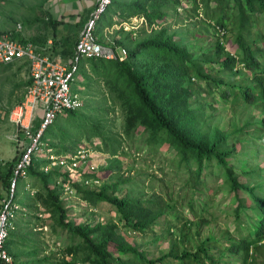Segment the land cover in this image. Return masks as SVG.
I'll list each match as a JSON object with an SVG mask.
<instances>
[{"label": "trees", "instance_id": "trees-1", "mask_svg": "<svg viewBox=\"0 0 264 264\" xmlns=\"http://www.w3.org/2000/svg\"><path fill=\"white\" fill-rule=\"evenodd\" d=\"M180 3L181 0H132L124 5L112 0L96 32L100 42L105 44L102 41L104 27L133 17L142 18L151 33L146 35L141 28L145 34L142 39H137L133 32H125L124 38L115 39L110 46L127 51L123 61L84 60L72 84V93L84 103L77 110L67 111L65 118H56L42 137L56 154H66L77 152L80 139L86 134V141L94 137L101 140L102 147L97 146L96 150L115 155L120 141L114 140L109 145L117 134L107 115L118 110L122 122L120 139L138 137L150 153L160 147L171 148L175 152L176 167L188 175L187 179L182 178L181 189L186 192L181 201L180 192L174 195L168 188L165 189L166 198L153 195L143 200L116 196L120 189L118 184H103L99 190L72 184L82 202L93 207L99 203L109 204L125 229L140 235L160 233L168 237L165 238L170 243L168 251L156 259L149 258V254L127 243L116 224L68 221L67 211L59 200V188L51 186L59 178L62 182L68 181V174L56 169L45 174L40 170L45 162L32 158L27 172L35 193L30 203H38L50 215L51 229L59 228L70 242L63 247V258L56 264H264L261 258L264 254V180L252 188L243 186L236 175L243 170L228 163V159H236V163L242 165L241 153L254 154L248 148L239 150L234 144L230 146L234 142L243 147L242 139L252 140L253 133L245 129L248 124L229 133L203 127L205 110L215 112L219 103L223 106L229 102L257 105L264 113V0H186L182 12L194 30L188 29L190 32L178 38L175 32H169L168 20L181 15L177 12ZM113 16L120 17L121 21L115 22ZM216 27L224 29L226 36L231 34L230 51L222 44L226 36L220 38ZM77 40H64L69 46V57L73 55ZM78 77L81 81L77 82ZM24 96L25 93L20 100ZM95 96H101L108 108L93 107L92 116L84 115L81 110L90 105L86 103L88 98ZM207 98H212L213 102ZM60 118L64 122L70 120L68 125L73 131L80 130L78 139L62 131ZM256 125L264 129V117ZM56 138L58 143L49 141ZM261 147L264 149L263 143ZM17 160L16 154L0 169V179L6 190ZM119 168L112 165L108 169ZM204 171L207 176L203 175ZM90 177L83 176L84 179ZM208 178L222 179L223 187L238 202L232 210L238 227L234 237L222 233V240L221 236L198 239L199 227L208 226L214 219L208 206ZM240 190L252 201L247 208L239 198ZM202 196L204 202L200 200ZM18 202L22 210L18 213L26 215L38 209L36 205L22 204L21 199ZM16 224L5 243L8 252L15 244ZM192 241L195 245L188 247ZM221 242H226V246Z\"/></svg>", "mask_w": 264, "mask_h": 264}, {"label": "rangeland", "instance_id": "rangeland-1", "mask_svg": "<svg viewBox=\"0 0 264 264\" xmlns=\"http://www.w3.org/2000/svg\"><path fill=\"white\" fill-rule=\"evenodd\" d=\"M180 4L177 12L181 15H176L175 20H168L171 24L169 32H175L178 38L180 35L187 33L188 29L194 30L192 28L194 26L189 23V19L182 12L186 0H181ZM176 20H179L180 23H175ZM2 23L5 28L7 26L6 18L3 16L0 20V29ZM141 28L145 30L146 35L151 33V28H148L142 20L137 18L125 20L123 23L120 22L109 27L106 32L104 31L102 41L108 46L110 44L114 45L113 41L117 38H124L126 36L125 32H133L137 39H142L145 34L140 31ZM154 29L158 30L159 27H154ZM232 33L234 34V31ZM187 40L188 38L185 39V41ZM232 42L233 39L229 34L224 40L225 48L228 51L231 50ZM86 70H89L88 66ZM22 74L23 69L16 66H5L0 69V139L4 141H7V135L10 134L11 128L16 127V133L20 132L16 125L14 127L10 126V118H13V113L14 115L18 113L16 112L20 105L18 102L21 101L20 99L25 93V81ZM79 80L81 81V78L78 77L77 82ZM90 92L95 94V91L91 90ZM100 98L101 96L89 97L86 103L90 105L86 109H82L81 112L84 115L92 116L93 111L91 109L93 107L106 110L108 106ZM207 100L213 102L212 98H207ZM82 102L84 103V101ZM218 106L215 112H211L209 109L205 110L206 122L203 126L205 130L218 128L222 132L229 133L235 128L244 127L248 124L245 129L253 133L252 140L248 137L242 139L244 140L243 147L234 142H231L230 146L234 144L239 150L248 148V151L253 150L254 154L245 155L241 153L239 158L242 160V165L236 163V159H228V163L235 164L236 167L243 170V173L239 171L236 173L239 182L243 186L252 188L264 180V149L261 147L262 143L264 144V129L254 126L259 124V121L264 117V113H261L262 111L256 106H245L238 103L229 102L225 106L219 103ZM60 117L65 118L64 115ZM61 118L59 123L62 131L70 134L73 139H78L80 130L73 131L74 129L68 125L70 120L64 122ZM107 118L110 120L113 132L117 134L116 137H112L109 145L113 144L114 140L120 141V148L115 155L96 150L97 146L102 147L101 140L94 137L90 141H86V134H83L84 137L80 139L81 144L77 152L75 150L71 153L56 154L55 149L47 147L46 153L36 156L34 159L45 162L40 168L45 174L54 169L61 174H68V181L62 182L59 178L57 182L51 184V186L59 188V200L67 211L68 221L75 223L94 221L93 223L116 224L118 232L126 239L127 243L149 254V258L156 259L168 251L170 243L165 239L168 237L160 233L158 235L151 233L140 235L130 229H125L122 227L123 222L118 219V214L114 212L109 204L99 203L96 207H93L82 202L75 194L73 185H79L87 190H99L103 184H118L120 189L115 194L116 196H129L143 200L150 199L153 195L166 198L165 189L168 188L169 192H174V195L180 192L179 201H181L183 193L186 192L181 189L182 180L187 179L188 175H184V171L176 167L173 161L175 152L171 148L160 147L155 152L150 153L146 151L144 141H141L138 137L120 139L122 122L118 110L110 112ZM261 137V141L258 142L257 138ZM49 141L58 143L57 138ZM112 165L113 168L120 167L119 170H109L108 168ZM84 175H91L92 177L84 179ZM203 175L207 176L206 171L203 172ZM206 180L210 186L208 192L210 197L209 212L213 213L214 219L208 226L199 227L197 231L199 241L206 239L208 236L217 238L222 233H224V236H236L238 227L237 221L234 220V215H232V210L238 202L223 187L222 179L217 181L215 178H208ZM34 193L35 190H33ZM239 198L241 201L243 200L246 208L252 205V201L245 191H239ZM21 200L24 205H33L30 203L32 200L30 194L24 196ZM200 200L204 202V196ZM35 205L38 206L36 212L30 210L29 214L26 215L20 212L14 221V223H17L15 231H13L15 244L9 252L13 264H56L63 258L61 256L63 247L70 243L66 238V233L61 232L59 228L51 229L53 221L50 219V215L45 213L38 203ZM241 222H243V218H241ZM172 224L176 225V222L172 220ZM157 236L161 238L155 240ZM219 239L224 238L221 236ZM193 243L192 241L188 247L195 245ZM226 244V242H221L222 246H226ZM261 258H264V254ZM65 259L70 260L71 258L65 257Z\"/></svg>", "mask_w": 264, "mask_h": 264}, {"label": "built area", "instance_id": "built-area-1", "mask_svg": "<svg viewBox=\"0 0 264 264\" xmlns=\"http://www.w3.org/2000/svg\"><path fill=\"white\" fill-rule=\"evenodd\" d=\"M111 4L112 0H96L75 43L73 55L64 61L43 55L31 43H19L9 36L0 37V64L23 62L28 68L23 102L18 107V113H13V118H10V122L20 129L23 136L22 141L18 138V160L9 188L0 200V264H13L5 243L21 210L17 188L19 182H28L27 170L32 158L47 151V144L42 141L45 130L56 118L82 106L81 98L72 93V84L76 81L82 62L100 58L123 61L127 56L125 48L116 49L115 46L103 44L96 33ZM103 30L106 32L108 28ZM25 190L33 192L28 183Z\"/></svg>", "mask_w": 264, "mask_h": 264}, {"label": "crops", "instance_id": "crops-1", "mask_svg": "<svg viewBox=\"0 0 264 264\" xmlns=\"http://www.w3.org/2000/svg\"><path fill=\"white\" fill-rule=\"evenodd\" d=\"M116 1L128 5L132 0ZM95 2L96 0H0V10H2L0 20L2 16L5 17L7 24L4 28L2 23L0 37L9 36L11 40L19 43H31L43 55L64 61L69 57L67 55L69 46L65 44L64 40L79 38ZM112 18L115 22L121 21L120 17L113 16ZM137 19L144 23L142 18ZM5 66H16L23 69L22 77L25 81V88L27 86V66L23 62H16L9 65L0 64V69ZM22 102L23 99L20 104ZM10 126L14 127L15 125L11 123ZM15 128H11L10 134L7 135V141L0 139V169L15 158L19 139L22 141V133L19 131L16 133ZM26 183L30 184L32 188L30 178L28 182H19L17 195L20 199L29 196V194L33 196V192L25 190ZM32 190L34 189L32 188ZM6 191L0 179V200L5 196Z\"/></svg>", "mask_w": 264, "mask_h": 264}, {"label": "clouds", "instance_id": "clouds-1", "mask_svg": "<svg viewBox=\"0 0 264 264\" xmlns=\"http://www.w3.org/2000/svg\"><path fill=\"white\" fill-rule=\"evenodd\" d=\"M199 16H201V15H199ZM217 29V33H218V35H219V37L220 38H223L224 36H226V31L224 30V29H221V28H219V27H216ZM223 45H224V43H222ZM224 47H225V45H224ZM225 50L226 51H228L226 48H225ZM231 55H233L232 53H231ZM239 67H242V65H240ZM192 81H193V78H192ZM251 106H256L257 108H259L257 105H251ZM260 109V108H259ZM261 113H263V112H261ZM263 119V118H262ZM261 119V120H262ZM259 123H260V121H259ZM256 126H259V125H256ZM260 127V126H259Z\"/></svg>", "mask_w": 264, "mask_h": 264}]
</instances>
